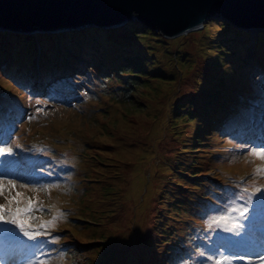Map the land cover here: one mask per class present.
<instances>
[{
  "label": "rangeland",
  "instance_id": "374dc122",
  "mask_svg": "<svg viewBox=\"0 0 264 264\" xmlns=\"http://www.w3.org/2000/svg\"><path fill=\"white\" fill-rule=\"evenodd\" d=\"M142 25L152 27L138 19H131L119 28L106 26L101 31H88L90 41H97L91 47L98 49V52L92 50L90 57L105 62L119 59L120 63H126L128 61L122 59L134 56L135 61L143 62L144 59L147 67H151V80L147 79L142 83L143 86L134 88V93L121 102L120 96L111 98L106 93V89L112 90L116 85H106L82 90V96L77 94L74 101L69 103L64 101L55 106L29 103L25 93L21 95L18 89L0 77L1 102L8 106H28L25 120L30 124L36 125L37 117L47 121L38 128L44 138L42 146L48 149H55L60 145V148L67 149L69 146L73 151V159L68 166L70 170L74 166L73 173L68 181L61 183L62 186L74 187L72 195L51 196V193H45L40 196L43 192L35 194L40 199L60 197L61 201L55 199L54 204L57 207L59 203L63 204L67 222L59 226L58 235L67 247L75 250L78 248V254H81L80 264H165L166 250L161 236L166 232L168 224L177 223L176 215H172L173 201L181 193L188 192L186 186L195 183L190 180L202 184L209 180L207 176L213 172H207V179L196 175L202 174L204 168L210 166L207 163L211 157L209 150L212 153L218 150L217 153H220L223 149L227 150L225 146L229 147L231 152L219 164L227 175L236 182L244 178L246 184L250 185L255 181L264 185V177L251 175L253 168L261 161L249 156L250 150L238 151L229 144L226 135L223 136L225 133L221 132L223 129L218 127L216 132L217 127L209 126L212 125L209 113L213 114L219 106L212 108L209 105L208 115L203 113L206 116L202 117V131L213 137L212 148L207 150V138L201 144H196L200 139L196 132L198 122L183 121V114L173 109L175 104L183 106L182 108L188 106V112L195 113V117L200 118V108L208 99L206 90L209 89V84L206 89L203 87L206 82H214L213 74L218 72L209 70V63L212 61L208 58L212 52L210 49L218 57L229 45L227 36H231L233 29L242 28L235 26L225 16L208 18L201 27L176 36L163 35L153 27L152 31L147 32ZM2 30L13 31H0ZM21 31L23 30H14ZM257 33L258 30L248 32V39L253 41L252 37L256 38ZM66 38L61 37L54 42L60 43ZM8 42L14 47L16 54L22 51L28 54L35 49L30 54L33 58L38 56V50L41 53L44 50L51 56L56 53L45 42H36L35 45L28 42L26 46H19L12 40ZM60 45L62 44H58ZM244 48L246 54L251 56L252 42ZM62 55L58 54L57 60ZM69 55L72 59L79 60L78 54L70 48ZM245 73L253 75L255 72ZM246 74L235 73L227 81L229 90L225 97L233 110L246 113L250 107L259 117L264 118V82L260 76L248 80ZM3 93L7 96H2ZM77 96H80L81 103L76 101ZM73 104H81L83 108H72ZM37 109L42 111L37 112ZM237 115V112H233L232 119L237 120ZM207 119L209 121L204 123ZM217 122H221L220 118ZM60 130L64 132L60 133ZM58 138L65 139V142ZM8 147H13L14 153L17 152L14 143ZM196 150L205 152L198 153ZM195 158L199 160L191 166L189 161ZM213 163L215 161L211 165ZM196 168L199 169L195 170ZM196 194L198 192L195 191V196ZM49 214L47 210L37 213L42 219H48ZM202 216L199 223L191 221V228L188 225L184 234L197 235L200 241L207 242V251L198 259L197 264H209L206 257L213 253L212 243L217 238L216 232L220 230L210 231L207 227L208 217L204 214ZM263 216L264 213L257 214L255 220H258L259 227H255L256 230H262ZM224 246L229 253L244 248L241 242H226ZM170 248L176 255L175 249L178 247L171 244ZM61 254L62 264H69L77 255L74 250L54 248L47 256L55 261ZM175 260L176 258L173 264Z\"/></svg>",
  "mask_w": 264,
  "mask_h": 264
},
{
  "label": "trees",
  "instance_id": "16d2710c",
  "mask_svg": "<svg viewBox=\"0 0 264 264\" xmlns=\"http://www.w3.org/2000/svg\"><path fill=\"white\" fill-rule=\"evenodd\" d=\"M106 19V18H105ZM112 21V19L107 18L106 20H103V22H98L101 25L98 26H88L85 27L82 30H70L69 32H57V33H32V34H21L19 32H12V31H0V55L2 57H5L6 59H9V64L5 67V69H0V77L4 80H6L9 84H11L13 87H15V83L13 82L12 78L14 75H17V77H21L20 73L18 72L23 69H27L31 64L34 63V59L31 56L33 53L31 50L27 53L25 51H22L20 54L14 53V47L9 44V40L14 41L15 43H18L19 46H26V43L31 42L33 45L35 43H41L45 42L46 46L49 45L51 50H55V54L51 56V54L46 53L44 50H42V53L40 58L41 62L44 65L45 62L48 60L51 62V65L54 62V67L57 68L61 64V58L64 60L69 58L71 62L75 65L76 69L79 71V73L75 74H81L80 76H73L71 75L67 79L60 80V82L56 85H51L50 87V93L58 95L64 92H68L71 87H73L74 83L80 82L83 79L87 78L85 83V91L92 85L94 87L98 86H112L116 85L114 89L109 90L106 89V93L110 95L111 98H120V102L123 101L129 94L131 95L134 93V88L136 89L137 86L141 87L143 86L142 83L147 81V79L151 80L149 77L152 76L150 74L151 67H147V62L143 59V62H137L135 61L134 56H128L127 58L122 59V61H128V62H122L120 63L119 59L112 60L105 62L103 60H98L94 57H90L93 52L92 50H97L96 48L91 47V44L97 41H90L89 36V30L95 29L96 31H101V29H104L102 26H108L109 23ZM213 21V20H212ZM78 23L76 22H70V23H49L45 22H37L33 25L34 29H43V30H53L56 28L64 27V26H77ZM143 28L146 29V31H152V28H148L145 25H142ZM229 30V29H226ZM248 32H244L240 29H233V31L230 33L231 36H227L226 40L228 41V46H226L221 54L217 57L216 53L213 49L211 52V55L208 56L210 60H212L209 63V70L210 71H218L214 75V82H206V85L203 87L206 89L209 84V89L206 90V96H208V99L204 101L203 106L200 108V118H196L195 113L188 112L190 111L188 106H179L178 104H175L173 109L175 111H179L183 115L181 116V119L183 121H193L194 123L198 122L197 126V135L200 136V139L196 141V144L202 143L201 141H204L205 138L208 139L209 143H206V149H211L212 147V139L210 134H205L202 131V117L208 115V109L209 105L213 106L212 108H215L216 106H219L215 109L213 114L209 113V119L212 127H217L216 132H218V127L222 126L219 124H222V122H217L220 118V121L223 120L225 117V114L227 112V109L230 108L229 102L227 98L225 97L226 94H228V84L227 81L232 79V77L235 75V73H244L246 71H253L256 68H259V74L261 78H264V52H261L262 49L256 46L257 43H264V33L262 31H259L257 33L256 38L254 37L253 41L248 39ZM263 34V35H261ZM262 39H261V36ZM61 37H67L66 39H63L62 42L57 43L54 42L55 39H60ZM6 39L7 41H4ZM85 42V43H83ZM250 42H252V48H253V54L252 56H248L246 54V50L244 46H247ZM79 43V44H78ZM58 44H62L58 46ZM69 46V48L75 53L78 54L79 60H73L71 56L69 55V48L66 45ZM2 45V46H1ZM2 47V50H1ZM45 47V46H44ZM240 47V49H237ZM259 48V50H258ZM264 51V50H263ZM41 52V51H40ZM71 53V51H70ZM90 53V54H89ZM27 54V55H26ZM31 54V55H30ZM58 54H63L59 61L57 60ZM64 55H69V57H65ZM95 55V54H94ZM44 58V59H43ZM87 60V61H85ZM209 60V59H208ZM63 63V62H62ZM248 66L250 68H248ZM232 71V72H231ZM74 73V72H73ZM248 80H253L255 76L250 75L249 73L246 74ZM89 80V81H87ZM211 80V79H210ZM15 84V85H14ZM114 91V92H111ZM119 94V95H117ZM126 95V96H125ZM80 99V97H79ZM78 103H81L80 100ZM192 106V105H190ZM83 108L81 104L76 105L75 108ZM181 107V108H180ZM73 108V107H72ZM180 109V110H179ZM203 109V110H202ZM203 113L206 115L203 116ZM209 119L205 120L204 123L209 121ZM216 124V125H215ZM23 129L25 126L23 125ZM23 135V131H19L16 134L17 137H21ZM201 135L203 138H201ZM204 150V152H205ZM215 153H212L209 150L210 159L207 160V163L210 166H207L204 168L202 174H196L200 176L207 175L208 171H213L212 175L207 176L209 180H205V182L199 183L196 181L190 180L191 183L186 186L185 189L188 187L187 193H181L177 196V198L173 201L174 208L172 209V215H176V221L177 223H170L167 225L166 232H164L161 236L163 237L162 242L166 250V254H168L171 243L174 241H177L179 239V235H182V238L184 236V233L186 232V229L188 225H190V228L192 226V223H199V219H201L203 216L202 214L209 211V209L215 205L216 198L218 194L219 188L222 187V184L224 185L226 182L225 176L222 174L220 169H216L215 163L212 164V162L215 160V157L218 156L220 153H217L218 150H215ZM195 152H203V151H195ZM203 152V153H204ZM215 154V155H214ZM198 155V154H197ZM214 155V156H213ZM202 157V156H196ZM90 158V157H86ZM193 159L190 162L191 166L195 165L196 162L199 160ZM88 161V159L86 160ZM200 168V167H199ZM196 168L195 170L199 169ZM212 169V170H211ZM192 175V174H189ZM194 175V174H193ZM204 179H207L204 177ZM198 181V180H197ZM220 185V186H218ZM195 191L198 192L195 196ZM171 203V202H170ZM58 233V231H57ZM187 235V233H186ZM185 241L188 240V237L185 236ZM80 255L78 254L76 256V263L80 264ZM91 256V255H90ZM92 257V256H91ZM91 259V258H90ZM163 262V261H162ZM164 263V262H163ZM161 263V264H163ZM156 264V263H155Z\"/></svg>",
  "mask_w": 264,
  "mask_h": 264
},
{
  "label": "snow or ice",
  "instance_id": "6c2138e0",
  "mask_svg": "<svg viewBox=\"0 0 264 264\" xmlns=\"http://www.w3.org/2000/svg\"><path fill=\"white\" fill-rule=\"evenodd\" d=\"M40 111L42 110L37 109V112ZM34 118L29 117V119ZM33 148L43 154L48 152L46 146L33 145ZM13 153V147H0V157L12 156ZM248 154L261 161L253 168L251 175L264 177V145L254 147ZM32 174L38 179L18 184L16 179L7 178L8 173H0V198L3 200L0 202V238L12 241L21 234L26 237L27 241L31 242L26 245V250L31 254L27 264H62L63 254L53 261L45 252V247L50 243L58 242L59 238L52 237L50 240L38 238L51 237V229L56 228L60 222H67V213L56 204L45 205L38 195L28 196L24 191L19 190L26 189L34 194L39 192L50 194L53 189H61L62 185L42 183L45 169L35 164L32 166ZM46 174L51 176L52 172L48 171ZM236 188L238 190L231 194L227 204L218 210L220 214L210 215L207 218V227L210 231L220 230L216 232L217 238L212 243L213 253L206 257L209 264H233L235 260L251 261L252 259L247 254L229 253L224 242L239 243L249 235L248 229L257 214L264 213V185L255 181L249 185L245 183L244 178H241L237 181ZM63 191L70 192L71 188L63 186ZM45 210L50 213L48 219H42L37 215ZM222 233L230 235L224 236ZM209 239L211 240V237ZM256 264H264V255L256 254Z\"/></svg>",
  "mask_w": 264,
  "mask_h": 264
},
{
  "label": "water",
  "instance_id": "95a60500",
  "mask_svg": "<svg viewBox=\"0 0 264 264\" xmlns=\"http://www.w3.org/2000/svg\"><path fill=\"white\" fill-rule=\"evenodd\" d=\"M216 16L238 27L264 28V0H0V27L27 31L41 21L79 26L101 25L110 18L108 26H115L136 18L163 35L176 36Z\"/></svg>",
  "mask_w": 264,
  "mask_h": 264
},
{
  "label": "bare ground",
  "instance_id": "6f19581e",
  "mask_svg": "<svg viewBox=\"0 0 264 264\" xmlns=\"http://www.w3.org/2000/svg\"><path fill=\"white\" fill-rule=\"evenodd\" d=\"M131 19H136V18H131ZM131 19H129L128 21H130ZM141 22H142V21H141ZM125 23H127V21H126V22H123V23H120V24H116V25H115V28L122 27ZM143 23H144V22H143ZM144 24H145V23H144ZM234 25H235V24H234ZM235 26H237V25H235ZM1 29H3V28L0 27V30H1ZM15 29H16V28H15ZM15 29H14V30H15ZM244 32H248V31H245V30H244ZM256 46L259 47L260 49H262L261 51L264 50V43H263V44H261V43H257ZM133 191H135L134 188H133Z\"/></svg>",
  "mask_w": 264,
  "mask_h": 264
}]
</instances>
